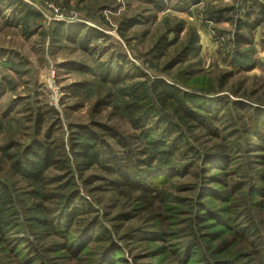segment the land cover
Listing matches in <instances>:
<instances>
[{"label":"rangeland","instance_id":"374dc122","mask_svg":"<svg viewBox=\"0 0 264 264\" xmlns=\"http://www.w3.org/2000/svg\"><path fill=\"white\" fill-rule=\"evenodd\" d=\"M187 2L189 0H184V5L177 0H0V180L7 182L15 201L12 207L18 227L7 234L23 240V243L19 241L13 246L20 247L17 256L19 259L24 258V264H89L95 261L96 255L91 256L93 252L97 254L108 246L87 239L81 252L76 253L72 246L69 247L72 256V253L62 250L61 245L65 242L62 236H51L46 232L42 222L57 215L53 213V204L67 199L72 192H77L81 198L78 204H83L86 210L79 217V224L87 223V227L91 228L94 224L100 225L126 256L125 259L115 257L110 264H124V260L128 264H154V261L162 258L169 261L171 255L168 252L153 256V245L126 240L131 230L149 227L152 230L145 232L153 233L158 229L163 233L164 241L157 242V246H164L165 251L172 248L180 252L175 257L178 258L176 264L187 260L184 259V249L180 245L189 236L184 228L192 223L193 213L196 208L199 209L196 206L203 204L206 199L198 196V191L193 193L187 190L196 185L208 189L211 186L205 184L206 174L214 172L206 165V157L192 168L182 171L181 176H173L165 182L163 190L173 200L167 201L166 206L162 203L155 205L154 213L149 214L136 207L134 193L124 190L123 195L116 194L102 186L100 181H94L103 175L98 168L87 170L81 166L78 170L77 165L81 161L73 147H69V143L73 145L76 140L75 134L84 126L94 129L97 124H105L132 135L133 130L127 122L126 113L121 110L118 87L101 83L99 65H108L113 72L121 67L123 73L137 68L146 74L145 78L126 80L124 86L160 76L173 83L175 69L169 76L157 71L164 62L163 58H157L158 52H166V56L177 52L192 34L197 35L196 53L188 62L211 80L213 90L217 91L219 76L231 72L220 95L232 98V92H235L238 97L247 100L249 105L264 108V24L254 30H236L237 20L246 19L247 12H252L248 6L252 5L257 10L258 5L264 7V0H244V3L241 0H199L191 7H186ZM224 7H233V11L222 13V21L207 19L206 12ZM24 10L38 15L28 19V33L21 24ZM254 16L249 18L250 21ZM125 19L138 21L123 29L121 22ZM180 22L183 29L175 39L174 32L169 30ZM59 25L65 28L60 31L62 33L78 34L76 41H56L58 32L55 29ZM77 26H82L83 30L79 31ZM88 30L90 34L87 37L90 38L87 43L81 44L80 40L86 37L85 32ZM236 32L243 34L247 41L237 44ZM97 33H102L103 37H95ZM162 37H166L167 41L163 50L156 47ZM236 52L238 55L234 56ZM240 65L251 66V69L244 71L243 66L238 67ZM70 66L77 69H71ZM108 95L111 96L110 101L97 108L96 102L100 99L106 101ZM37 113L41 117L38 125L42 126L39 135L34 132ZM46 130H50L55 145L63 146L64 160L69 164L71 173L60 183H50L38 189L40 194L49 192L51 197L41 203L39 198L28 199L23 189L19 192L16 184H13L11 164L18 155L16 150L23 151L35 139L42 140ZM186 136L184 142L202 154H206L208 148L219 142L205 136L201 130ZM143 144L140 143L139 149L143 148ZM6 146L13 147L4 150ZM154 156L153 167L159 168L187 167L194 159L188 156L184 160L176 154L168 157L166 154ZM223 172L226 174L224 180L227 191L234 197L231 212H237L228 213L225 221L234 228L244 224L245 220L239 217L244 216L241 204L260 200V190L262 200L260 204H256L258 201L253 203L249 213L253 222L262 229L264 158L246 156L245 150L238 151ZM58 173V170L50 171L49 177ZM250 192L254 194V199H251L253 196ZM223 201L230 204L228 200ZM154 217L162 225L156 226L152 221ZM211 221L214 223L203 229L210 230L218 226V221ZM220 228L221 233L217 235L219 239L212 246L221 242L237 248L233 230L225 225ZM76 236L70 234V239L75 240ZM148 237H152L151 234ZM251 240L254 239L251 237ZM79 253L80 259H76ZM195 255L190 253V264H195L193 261L198 258ZM6 256L7 252L0 251L1 264H14L15 261L9 259L8 262ZM246 262L256 264L252 257H248Z\"/></svg>","mask_w":264,"mask_h":264},{"label":"trees","instance_id":"16d2710c","mask_svg":"<svg viewBox=\"0 0 264 264\" xmlns=\"http://www.w3.org/2000/svg\"><path fill=\"white\" fill-rule=\"evenodd\" d=\"M177 2L184 4V0H177ZM198 2L199 0H189L186 7H191ZM241 2L244 3V0ZM258 7L255 10L252 5L248 6L252 12H247L246 19L237 20V31L242 28L254 30L259 25L264 24V7L261 5ZM24 11L21 24L25 26L24 31L27 29L28 33V19L38 15L30 10ZM230 11H233V7L215 8L206 12V17L210 21L219 22L222 21L221 14ZM253 14L255 16L250 21L249 18ZM137 21L125 19L121 22L122 27L123 29L129 28ZM77 28L79 31L83 30L82 26H77ZM64 29L61 25L55 29L58 32L56 41L65 39L75 42L78 34H72V36L60 32ZM182 29L180 22L169 31L174 32L176 39ZM85 34L87 37L90 34L89 30ZM86 37L80 40L81 44L88 42L90 37L87 39ZM95 37L102 38L103 35L97 33ZM235 38L237 44L247 41L244 35L238 32H236ZM185 40L177 52L167 56L166 52H158L157 55V58L164 59L162 66L157 69L160 74L169 76L172 70H176L173 83L160 76L150 81L144 79L124 86L126 80L145 78L146 74L137 68H132L131 72L123 73L121 67L113 72L108 65H99L98 76L101 83L118 87L117 95L121 99V110L126 113L127 122L133 130L132 135L122 133L115 127L105 124H97L94 129L84 126L78 134H75L74 139L76 140L73 145L69 143V147H73L76 151L75 155L81 161V164L77 165L78 170L81 166L87 170L98 168L103 175L94 181H100L102 186L116 194L123 195L124 190L134 193L133 199L136 207L149 214L154 213L155 205L162 203L163 206H166L167 201L173 200L172 196L163 190L164 183L173 176H181L182 171L192 168L198 161L204 160L203 157H206V165L211 167L214 172L206 174L205 184L211 186L208 189L205 186L196 185L187 190L193 193L198 191V196L206 199H204L203 204L196 206L199 209L196 208L193 213L192 223L187 224L184 228L189 236L185 237L184 242L180 244L184 249V259H187L181 264H190V258H188L190 253L198 255V258L193 261L195 264H246L248 257H252L256 264H264V227H262L263 230L258 227L249 213L253 203L258 201L256 204H260L263 194L259 190L260 200L241 204L240 208L244 210V216L239 217L245 222L234 228L225 221L228 213L237 214V212L234 210L231 212L234 197L227 191V184L224 180L226 174L222 173L233 161L234 153L238 151L245 150L246 156L256 155L258 159L264 158V108L258 105H249L247 100L238 97L235 92H232L233 96L230 94L232 98L220 95L231 72L219 76L218 88L217 91H214L210 83L211 80L205 78L201 72L194 69V64L188 62L196 53L194 50L197 35L192 34ZM166 42V37H162L156 47L163 50L166 48ZM237 55L238 52L234 53V56ZM70 67L77 69L73 66ZM250 67L243 66L242 68L244 71H249ZM110 98L111 96L108 95L106 101L104 99L98 100L96 107L106 105ZM40 118V114L37 113V127L34 131L37 135L42 131V126L38 125ZM218 123L220 125H217ZM199 130L203 131L205 136L219 140L217 144H213L206 150V154L195 152L184 142L187 134ZM221 134L224 135L221 136ZM50 135V130H46L42 140L35 139L23 151L16 150L18 155L11 164L12 170L9 169L14 177L13 184H16L19 192L23 189L26 191L25 196L28 199L36 200L39 198L41 203L51 197L48 195L49 192L40 194L38 189L46 187L50 183H60L71 173L69 164L64 160L63 146L55 145V139ZM141 142L144 143L143 148L139 149ZM12 143L15 146L13 141ZM13 146H6L4 150H10ZM155 154H166V157L176 154L184 160L188 156L194 159L187 167L181 165L182 168H169L163 165L162 167L165 168H159L158 166L153 167ZM158 159L160 158L158 157ZM53 170H58L59 173L51 174L49 177V172ZM217 171L219 172L217 173ZM11 193L7 182L0 180V251L8 253L6 256L8 262H10L9 259H13L14 264H24V258L19 259L17 256L18 251L21 250L20 247L13 246L19 241L23 243V240L7 234V232L18 227L16 220H14L16 214L13 212L12 205L15 201ZM250 194L253 196L251 199H254V194L251 192ZM57 197L59 196L55 198ZM66 198L53 204L52 209H55L53 213L55 212L57 215L42 222L49 235L62 236L65 240L64 244L61 245L62 250L72 253L69 251V247L72 246L73 251L81 252L85 248L83 246L86 240L90 239L99 245L107 244L108 246L101 251L99 250L97 254L93 252L91 256L96 255V258L94 262L91 261L89 264H110L115 257L126 258L120 252L119 246L100 225L92 224L93 227L91 228L87 227V223L79 224L78 219L86 210L83 208V204H78L81 198L77 192H72V195ZM223 199L228 200L230 204H227ZM218 203H222L221 206H217ZM211 219L218 221V228L203 229V227L209 228L208 226L214 223ZM152 221L155 222L156 226L162 225L161 221H157V217H154ZM223 225L227 226L229 230H233V235L238 243L237 248L221 242L212 246L218 241L217 235L221 233L220 227ZM262 225L264 226V223ZM71 230H73L72 233H70ZM151 230V227L133 229L127 234L126 240L133 242L138 240L153 245V256H159L166 252L170 253L171 259L169 261L162 258L154 261V264H176L178 258L175 257L180 252L178 250L173 251L172 248L165 251L164 246H157V242L164 241L163 233L158 229L153 233L145 232ZM68 233L77 235L76 239H70ZM150 234L152 237L149 238ZM93 235L97 236L93 237ZM251 237L254 240H251ZM69 239L71 241L68 242ZM80 255L81 253L76 256V259H80ZM124 261V264H128L127 260Z\"/></svg>","mask_w":264,"mask_h":264}]
</instances>
